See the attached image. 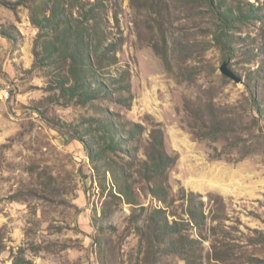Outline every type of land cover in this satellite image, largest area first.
<instances>
[{"label": "rangeland", "instance_id": "rangeland-1", "mask_svg": "<svg viewBox=\"0 0 264 264\" xmlns=\"http://www.w3.org/2000/svg\"><path fill=\"white\" fill-rule=\"evenodd\" d=\"M231 1L264 8V0ZM3 2L0 89L11 86V97L0 99V264H11L17 255L35 264H143L128 223L133 206L111 202L102 191L71 129L91 117L142 123L147 138L161 123L166 150L179 156L170 170L173 191L185 186L205 199L220 194L230 217L225 226L264 229V137L238 161L233 160L240 156L237 150L230 157H212L214 147L220 151L227 143L223 137H202L213 117L227 118L233 131H241L243 122L251 125L258 116L245 97L249 76H259L263 102L264 20L234 25L229 51L215 43L219 25L207 7L196 12L185 0H113L110 37L120 45L111 74L129 72L134 99L131 107L106 99L82 105L65 103L49 88L47 70L35 66L38 29L29 10L14 11ZM224 60L240 81L224 76ZM255 131L264 134V117ZM140 190V205H160ZM234 234L245 246L243 235ZM253 253L264 257V250ZM161 264L185 261L170 257Z\"/></svg>", "mask_w": 264, "mask_h": 264}, {"label": "trees", "instance_id": "trees-1", "mask_svg": "<svg viewBox=\"0 0 264 264\" xmlns=\"http://www.w3.org/2000/svg\"><path fill=\"white\" fill-rule=\"evenodd\" d=\"M185 1L196 12L203 7L211 11L219 25L214 41L229 51L234 50L230 34L234 25L251 23L255 18L264 20V8L253 4L250 8L230 0ZM3 3L14 11L20 6L29 10L30 21L38 29L33 46L35 66L47 70L49 88L58 91L59 99L82 105L106 99L131 107L134 95L129 72L111 74V68L119 62L120 45L110 37L109 12L113 0H4ZM163 58L170 64L166 52ZM259 75L264 78V74ZM249 80L245 99L258 115L251 122L254 126L243 122L241 131H233L227 118L213 117L202 137L213 141L223 137L227 141L220 151L214 147L213 158L230 157L237 150L240 156L227 160H241L264 137L262 132L256 133L260 128L255 131L264 117L259 76L253 79L249 76ZM71 129L82 141L102 191L108 193L111 202L133 206L128 223L138 237L141 263L161 264L171 257L182 259L185 264H264V257L253 253L255 249L264 250V229L247 227L249 232H244L238 226H225L230 217L222 195L209 193L205 199L204 194L185 186L173 191L170 170L179 156L166 150L161 123L154 124L148 138L142 123L108 115L85 118ZM230 137L233 141L228 142ZM142 148L144 156L140 154ZM49 177L54 178L51 174ZM142 187L160 205H140L136 196ZM240 221L237 220L239 224ZM234 233L243 235L245 246L237 244ZM11 264L35 263L17 255Z\"/></svg>", "mask_w": 264, "mask_h": 264}, {"label": "water", "instance_id": "water-1", "mask_svg": "<svg viewBox=\"0 0 264 264\" xmlns=\"http://www.w3.org/2000/svg\"><path fill=\"white\" fill-rule=\"evenodd\" d=\"M227 64H228V61H225V62L223 63V66L221 67V72H222L223 74H225V75L231 77V78L236 79L237 81H240L241 78H239L238 76H236V75H235V74L229 69V67H228Z\"/></svg>", "mask_w": 264, "mask_h": 264}, {"label": "built area", "instance_id": "built-area-1", "mask_svg": "<svg viewBox=\"0 0 264 264\" xmlns=\"http://www.w3.org/2000/svg\"><path fill=\"white\" fill-rule=\"evenodd\" d=\"M0 96H5L6 100H9L11 97V86H6L5 88H1Z\"/></svg>", "mask_w": 264, "mask_h": 264}, {"label": "bare ground", "instance_id": "bare-ground-1", "mask_svg": "<svg viewBox=\"0 0 264 264\" xmlns=\"http://www.w3.org/2000/svg\"><path fill=\"white\" fill-rule=\"evenodd\" d=\"M0 99L6 100L5 96H0Z\"/></svg>", "mask_w": 264, "mask_h": 264}]
</instances>
